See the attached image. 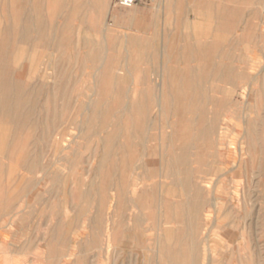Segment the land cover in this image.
I'll return each instance as SVG.
<instances>
[{
	"label": "rangeland",
	"instance_id": "1",
	"mask_svg": "<svg viewBox=\"0 0 264 264\" xmlns=\"http://www.w3.org/2000/svg\"><path fill=\"white\" fill-rule=\"evenodd\" d=\"M159 2L0 0V264H264V0Z\"/></svg>",
	"mask_w": 264,
	"mask_h": 264
},
{
	"label": "crops",
	"instance_id": "2",
	"mask_svg": "<svg viewBox=\"0 0 264 264\" xmlns=\"http://www.w3.org/2000/svg\"><path fill=\"white\" fill-rule=\"evenodd\" d=\"M181 5H182V0H160L159 8H160L161 12H160V17H159L160 18L159 22H160L161 31L163 30L164 27L167 28L166 26H167L168 17H169L168 14H169V12H171V8L181 7ZM181 20L182 19H181L180 12H179L178 18H177V14H175L173 23H175V24L178 22L181 23ZM163 25H164V27H163ZM165 28H164V30H165ZM175 34H177V33H175Z\"/></svg>",
	"mask_w": 264,
	"mask_h": 264
},
{
	"label": "built area",
	"instance_id": "3",
	"mask_svg": "<svg viewBox=\"0 0 264 264\" xmlns=\"http://www.w3.org/2000/svg\"><path fill=\"white\" fill-rule=\"evenodd\" d=\"M157 0H115L114 6L119 9H131L139 5H153Z\"/></svg>",
	"mask_w": 264,
	"mask_h": 264
},
{
	"label": "bare ground",
	"instance_id": "4",
	"mask_svg": "<svg viewBox=\"0 0 264 264\" xmlns=\"http://www.w3.org/2000/svg\"><path fill=\"white\" fill-rule=\"evenodd\" d=\"M134 156V155H133ZM172 188V187H171ZM159 195V194H158ZM157 236V235H156ZM213 237V236H212ZM207 238V237H206ZM168 240V239H167ZM206 240V239H205ZM208 247V246H207ZM157 249V248H156Z\"/></svg>",
	"mask_w": 264,
	"mask_h": 264
}]
</instances>
